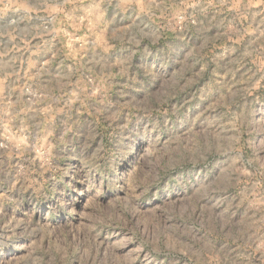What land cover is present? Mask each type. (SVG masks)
<instances>
[{"label": "rangeland", "instance_id": "rangeland-1", "mask_svg": "<svg viewBox=\"0 0 264 264\" xmlns=\"http://www.w3.org/2000/svg\"><path fill=\"white\" fill-rule=\"evenodd\" d=\"M0 264H264V0H0Z\"/></svg>", "mask_w": 264, "mask_h": 264}]
</instances>
